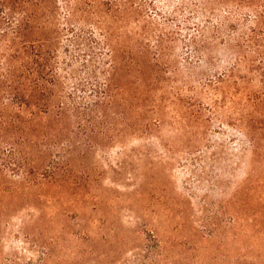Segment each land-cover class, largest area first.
Returning a JSON list of instances; mask_svg holds the SVG:
<instances>
[{
    "label": "rangeland",
    "instance_id": "obj_1",
    "mask_svg": "<svg viewBox=\"0 0 264 264\" xmlns=\"http://www.w3.org/2000/svg\"><path fill=\"white\" fill-rule=\"evenodd\" d=\"M0 264H264V0H0Z\"/></svg>",
    "mask_w": 264,
    "mask_h": 264
}]
</instances>
